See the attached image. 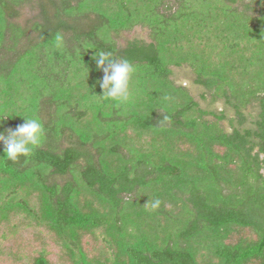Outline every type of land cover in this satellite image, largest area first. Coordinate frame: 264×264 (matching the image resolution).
<instances>
[{
    "label": "trees",
    "instance_id": "trees-1",
    "mask_svg": "<svg viewBox=\"0 0 264 264\" xmlns=\"http://www.w3.org/2000/svg\"><path fill=\"white\" fill-rule=\"evenodd\" d=\"M97 52L133 66L128 103ZM32 118L40 146L0 159V264H264V0H0V132Z\"/></svg>",
    "mask_w": 264,
    "mask_h": 264
},
{
    "label": "clouds",
    "instance_id": "clouds-1",
    "mask_svg": "<svg viewBox=\"0 0 264 264\" xmlns=\"http://www.w3.org/2000/svg\"><path fill=\"white\" fill-rule=\"evenodd\" d=\"M110 52H97L93 57L97 69L103 71L102 80L99 86L105 100L112 101L116 105L126 104L131 99V80L134 68L126 59H111ZM24 123L15 129H9L7 134L0 132V146L3 156L0 159L20 163L23 157L24 162L31 156L33 151L40 146L44 139L45 129L38 118L24 119ZM160 201L152 202V207L158 208Z\"/></svg>",
    "mask_w": 264,
    "mask_h": 264
},
{
    "label": "rangeland",
    "instance_id": "rangeland-1",
    "mask_svg": "<svg viewBox=\"0 0 264 264\" xmlns=\"http://www.w3.org/2000/svg\"><path fill=\"white\" fill-rule=\"evenodd\" d=\"M36 13L31 9H23L20 12V16L18 18L20 24L28 22ZM148 32L146 30H142L140 28H135L130 32H123L116 36V41L119 46H123L127 41L134 39H142L148 41ZM171 80L178 86L184 87L195 102L198 103L199 108L203 111L212 112L215 115L219 116L221 113L224 115V120L219 122L220 127H222L226 132H229V121L233 119V124H236V117L234 112L225 107L221 101L211 102L209 96H204V90L202 87L197 86L193 83V74L191 70L187 66H183L181 68H171ZM204 96V97H203ZM247 112H251V110H247ZM252 113V112H251ZM206 120H213V117H205ZM56 182L62 183L61 178H57Z\"/></svg>",
    "mask_w": 264,
    "mask_h": 264
}]
</instances>
